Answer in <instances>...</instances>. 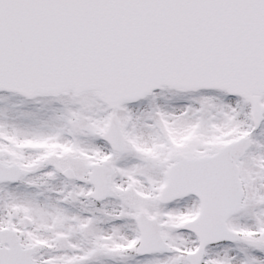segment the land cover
<instances>
[{
  "label": "snow or ice",
  "instance_id": "obj_1",
  "mask_svg": "<svg viewBox=\"0 0 264 264\" xmlns=\"http://www.w3.org/2000/svg\"><path fill=\"white\" fill-rule=\"evenodd\" d=\"M0 264H264V0H0Z\"/></svg>",
  "mask_w": 264,
  "mask_h": 264
}]
</instances>
